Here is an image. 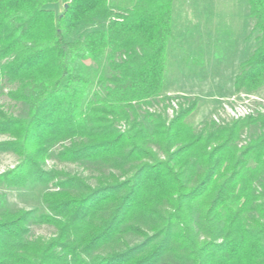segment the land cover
<instances>
[{"label": "trees", "instance_id": "trees-1", "mask_svg": "<svg viewBox=\"0 0 264 264\" xmlns=\"http://www.w3.org/2000/svg\"><path fill=\"white\" fill-rule=\"evenodd\" d=\"M175 2L0 0V94L23 107L0 105V152L19 159L0 185H51L36 218L0 213V264H264V113L164 116ZM247 6L236 93L264 86V0ZM32 218L54 233L30 237Z\"/></svg>", "mask_w": 264, "mask_h": 264}, {"label": "rangeland", "instance_id": "rangeland-1", "mask_svg": "<svg viewBox=\"0 0 264 264\" xmlns=\"http://www.w3.org/2000/svg\"><path fill=\"white\" fill-rule=\"evenodd\" d=\"M171 20L176 44L171 48L173 57L168 63L161 96L169 97L176 107L178 103L184 106L196 100L195 111L190 117L194 123L221 112L222 104L229 99L249 101L254 109L253 115L264 113V104L247 98L263 100L264 86L253 93H236L232 89L238 64L247 58L255 45L256 33L252 31L254 22L248 16L247 0H176ZM5 92L0 94V105L16 115L21 114L23 107L10 102ZM242 95H245L243 99ZM167 103L164 101L165 105ZM170 104L172 110L168 105L165 108L166 118H170L174 110L177 111ZM3 139L5 137L0 136V141ZM18 161L14 154L0 152V173L13 168ZM46 167L81 175L88 178L91 184L95 183L93 177L99 172L92 164L63 163L55 158L48 160ZM50 189L51 185L35 184L25 188L0 185V213L5 209L31 210L36 218L46 212L41 195ZM33 221L32 218L29 225L30 237L48 238L54 233V228Z\"/></svg>", "mask_w": 264, "mask_h": 264}, {"label": "built area", "instance_id": "built-area-1", "mask_svg": "<svg viewBox=\"0 0 264 264\" xmlns=\"http://www.w3.org/2000/svg\"><path fill=\"white\" fill-rule=\"evenodd\" d=\"M245 97V95H242V99ZM251 98V100L257 101L258 104L262 103L264 104V99L261 100L257 97H247ZM173 104V102H172ZM173 108L176 107L175 104H173ZM260 106H258L259 110ZM169 110H172V108H169ZM253 107L249 104V101H241L238 102L235 99H229L226 103L222 104L221 112H218V114H215L212 119L216 123H223L230 120H237L239 118H243L249 115H253Z\"/></svg>", "mask_w": 264, "mask_h": 264}]
</instances>
